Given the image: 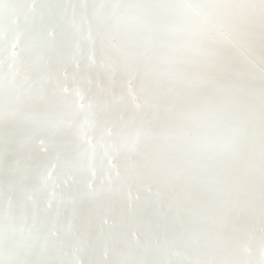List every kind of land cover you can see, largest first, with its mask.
Listing matches in <instances>:
<instances>
[{
    "label": "bare ground",
    "instance_id": "bare-ground-1",
    "mask_svg": "<svg viewBox=\"0 0 264 264\" xmlns=\"http://www.w3.org/2000/svg\"><path fill=\"white\" fill-rule=\"evenodd\" d=\"M0 264H264V0H0Z\"/></svg>",
    "mask_w": 264,
    "mask_h": 264
}]
</instances>
